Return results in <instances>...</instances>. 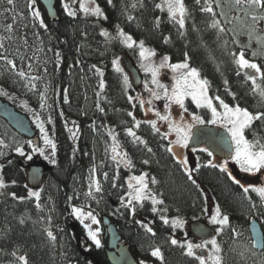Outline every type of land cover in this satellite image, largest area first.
<instances>
[{"label":"trees","instance_id":"16d2710c","mask_svg":"<svg viewBox=\"0 0 264 264\" xmlns=\"http://www.w3.org/2000/svg\"><path fill=\"white\" fill-rule=\"evenodd\" d=\"M96 2L107 16L106 20L79 10L75 17L69 16L58 4L57 21L50 20V26L37 28L44 50L50 52L51 58L48 65L52 85L50 102L58 159L51 165L48 181L35 190L25 183V168L20 164V156L9 155L0 163V176L6 184L0 188V264H20L18 257L21 255L27 257L28 264H110L107 237H104L105 245L97 248L87 238L83 227L78 225L72 229L70 212L74 203L95 209L102 223L109 217L137 259L144 258L152 264H199L195 257L186 255L182 242L171 244L175 235L183 236L186 232L184 228L173 227L171 221L205 219L203 188L210 191L223 215L229 217V223L222 226L216 237L221 249V264H264V250L254 246L249 232L252 219L259 220L264 230V200L251 191L246 196L227 173L221 172L219 167L208 166L209 161L217 165L225 161L209 156L208 151H202L205 147L195 149V163L191 169L187 165L196 181L192 183L185 166L167 151L169 141L174 140L170 133L166 139L163 137L169 131L162 129L157 121L160 132H154L144 123L148 119L139 103L134 100L136 107L133 108L128 101V96L136 97L135 90L132 86L125 87L124 73L117 72L112 63L127 50L126 47L118 38H106L101 32L107 30L111 37H116L118 28L122 29L135 41L143 40L146 46L169 57L173 64L185 61L187 54L191 66L209 81L210 96L218 95L225 103L238 104L253 114L264 112V99L253 93L251 82L242 72L239 76L236 74L238 68L231 53L238 54L244 45L227 26L222 25L225 32L211 28L212 16L201 12L202 5H197L195 0H185L190 15L183 30L169 20L166 11L155 7L161 0ZM216 13V18L222 22L219 12ZM129 16L133 19L129 20ZM6 26L5 15L0 12V38L6 35ZM9 45L12 52L8 55L15 59L22 48L10 42ZM0 53L3 52L0 50ZM6 66L0 60V73ZM97 68L103 72V77L97 74ZM101 79L105 84L103 90L99 87ZM186 107L194 114L200 111L190 100ZM129 111L141 121L134 131L147 146L134 143L127 135L125 129L133 126L132 118L127 115ZM201 112L204 120H209L205 110ZM77 128L79 131L73 138L72 133ZM109 130L115 134L121 150L127 153L130 167L121 164L117 168L112 161ZM245 136L249 140H264V120L255 121L245 130ZM93 167L102 191L88 196ZM230 172L247 185L245 173ZM143 173L147 174L151 193L163 204L155 205L157 211L154 213L151 200H145L142 206L135 204L133 215L122 203V198L126 203L130 178ZM153 178L156 183H152ZM30 191L39 192V200L29 196ZM161 216L167 217L169 223L165 224ZM144 222L149 223L147 226L155 235L146 230L141 224ZM49 231L54 240L47 235ZM155 248L162 251L163 261L151 255Z\"/></svg>","mask_w":264,"mask_h":264},{"label":"snow or ice","instance_id":"6c2138e0","mask_svg":"<svg viewBox=\"0 0 264 264\" xmlns=\"http://www.w3.org/2000/svg\"><path fill=\"white\" fill-rule=\"evenodd\" d=\"M13 0H8V3L11 4ZM79 3V11L83 12L85 15H92L97 18L107 19L104 11L100 7V5L96 2V0H73V3ZM37 0H29V8L32 9L33 16L36 19L40 20V25L46 28L44 25L43 19L41 18V13L39 9L35 7ZM108 3L111 4L112 0H108ZM197 5H202L200 7V11L203 13H208L212 16V21L210 23V27L217 29L218 32H225L226 29L221 25V21L216 18L217 13L214 10L215 7H220V0H195ZM235 4L237 6L243 5L244 7V15L249 16L251 20L258 24L260 21L264 20V0H235ZM133 8L136 7L135 4L132 5ZM157 9L161 11H166L167 16L171 22H174L178 25L179 29L183 30L186 25V20L188 19L190 13L189 9L186 6L185 0H161L160 3L155 5ZM64 10L67 12L69 16L75 17L77 15V11L70 8L67 3L63 4ZM253 10V11H249ZM220 15H224L223 12ZM129 20H132L133 17L129 16ZM159 24V18H157V25ZM11 26H9L10 30ZM256 29L253 28L249 31V44L247 47L251 46L252 34ZM101 35L110 38V39H119L126 47L132 49L135 47L139 48V57L141 61V67L145 71L146 74H150L151 76V84L154 86L152 88L148 87V83L145 82V88L150 94L151 99H144L140 96L132 97L128 96V101L132 104V107L135 108L136 104L133 101H137L141 109L145 110V113L152 112L160 121H164L168 125L169 132L163 134V137L166 139L169 133H175V140L169 141V147L167 151L172 153L173 156H177L179 164L185 166V171L189 172L188 178L192 180V183L195 184L196 181L192 178L190 174V170L187 168V160L180 159L178 154L174 150V146H178L180 148H185L188 146L189 140L192 138V127L194 124H212V125H220L223 127L228 137L230 138L231 144L230 147L232 149L231 159L235 162L236 165L239 166L240 170L244 173H248L250 175H255L257 173H262L264 170V140L254 138L249 140L245 136V130L250 128L252 124L257 120H264V112H257L253 114L247 108H241L238 104L235 106H230L225 103L223 99H221L218 95L212 97L209 95V81L206 78H201L200 71L195 67H190L187 62V54H185V62L182 63H169L170 58L165 56L161 59V61L156 64L153 62L152 57L155 56V52L145 47L144 41L141 40L137 43L133 37L129 34H126L122 29L118 28L116 37H111L110 33L107 30H103ZM183 35V32H181ZM165 42H167V38H165ZM238 43V41H234ZM257 43L264 45V37H257ZM4 45L0 43V49H3ZM59 54L57 53V56ZM234 59V63L236 64L238 71L237 76L244 73L245 79L251 82L252 91L254 94H258L262 99H264V70H262L261 66L249 59L245 58L244 47H241L239 53H231ZM252 56H256V52L252 53ZM0 60L6 62L7 65L11 66L13 70L16 71V74L22 79L26 78L31 86V88L35 89L36 85L32 83V81L36 80L37 77H29L23 71V69H17V65L13 60L8 59L7 55L0 53ZM113 67L117 72L122 73L123 69L120 67L118 59L113 60ZM95 67V66H93ZM164 68H169L173 75V83L169 85H165L159 79L160 70ZM96 72L99 76L103 77V72L100 69H96ZM260 81V82H258ZM123 82L125 87H130L128 83V76L124 75ZM227 84V81H225ZM99 87L101 90L104 89L105 84L101 79ZM6 94V93H0ZM233 98H235V95ZM99 95V93H97ZM191 97V100L195 103L197 108H205L211 113V119L205 121L199 115H193L192 121L193 124H185L183 114L180 115V121L177 122L172 119L171 113L167 110L170 108L172 104L178 105L179 108L183 109L184 112H187V108L185 107V99ZM164 99L166 101L164 105V109L166 110V114H161V111L156 109L153 106V100ZM41 104L40 107L44 108L46 96L44 93L40 94ZM218 101V105H215L213 101ZM145 105H148L145 108ZM99 108V104H97ZM100 111H103L101 108ZM129 117L133 120V126L125 129L127 135L132 138L134 143H141L147 146V142L144 141L140 136L137 135L134 129L139 128L141 125V121L138 120L135 114L132 111L127 113ZM34 122L36 126L39 128L41 133V138L43 139L44 145L50 149L48 155H45V148H41L38 145H34L31 140L26 143L32 147L33 153H39L41 156H45V159H49L50 157H54L56 154V143L52 138H50L48 134V130L44 126V121L40 118L39 114H36L34 117ZM48 123L51 124V117L48 118ZM151 126L154 132L159 133L160 129L157 127V120L149 119L144 121ZM79 129L72 133L73 138L76 137ZM109 136L112 137V145H111V159L117 165V168L121 164L125 167L131 166V161L128 159V155L126 152H123L120 148L119 142L116 139L115 134L109 130ZM227 143V141H224ZM3 141L0 140V145H3ZM149 152L152 151L151 148L147 149ZM15 151L24 156L25 152L22 146H18L15 148ZM107 151V149H106ZM202 151H208L207 149H202ZM208 155L211 156L212 153L208 152ZM27 159L31 160L32 155H27ZM51 162L53 164L56 163L55 159H52ZM145 164L148 163L147 160L144 161ZM208 166L211 167H219L221 172H225L228 174L230 180L236 185H239L243 193L247 196V194L251 192H255L262 200H264V186H256L254 184L244 185L241 183L239 179H237L229 170L227 166V160L224 164L217 165L212 163V161L208 162ZM2 167V166H0ZM92 172V180L89 184V192L88 196L93 195V187L96 193L102 191L101 184L99 180L95 179L96 169L93 167L91 169ZM105 179H107V173H104ZM147 174L143 173L140 176H133L130 178L128 182V199L126 203L123 201L125 207L129 208L131 213L134 215L136 211L135 204L143 205L145 200H151L152 202V211L155 213L157 208L155 205L163 204L162 200L156 198L149 189L148 182L146 180ZM115 180V177L113 178ZM14 183V182H13ZM152 183H156L155 179H152ZM6 187L4 179L0 176V188ZM113 187H116V184L113 183ZM15 198V193L12 194ZM29 196H35L37 200H39V192H29ZM94 198V197H93ZM19 199H24L20 197ZM71 199V197L69 198ZM248 199H251L248 196ZM135 202V203H134ZM39 207V204L37 205ZM71 214L80 221L81 224L84 225L88 238L95 244L97 248L101 246V241L99 240V228L93 229L92 225H97L100 221L97 219L96 215L92 211H85L83 207L72 206ZM162 221L165 224L169 223V220L165 216H161ZM85 221H90L91 223H85ZM138 223H140L138 221ZM173 227L180 226L181 222L178 219H174L172 222ZM210 223L214 225H220L221 227L217 228V234L222 230V226L227 225L229 223V217L227 215H222L220 208L217 206L215 210V214L211 216ZM146 230L149 233L155 235L153 229L144 225ZM47 235L51 239H55L53 233L49 231ZM179 241L176 239L171 240V244L177 245ZM211 245V250L208 252L207 256L198 255L196 253V249L205 250L208 249V246ZM181 247H186V255L190 257H195V259L199 262V264H221V257L219 255L221 249L217 243L215 238L210 240H204L202 243L194 244L192 242H187L186 245H181ZM13 256L16 255L15 252L12 253ZM151 255L159 258L163 261V256L159 248H155ZM20 264H28L27 257L21 255L18 257Z\"/></svg>","mask_w":264,"mask_h":264},{"label":"rangeland","instance_id":"374dc122","mask_svg":"<svg viewBox=\"0 0 264 264\" xmlns=\"http://www.w3.org/2000/svg\"><path fill=\"white\" fill-rule=\"evenodd\" d=\"M64 3H67L70 8L76 11L79 10L78 2L74 4L73 0H57V5L59 4V8L65 13L67 12L63 8ZM35 7L39 9L44 25H46V27L50 26V20L47 16L46 10L39 0H37ZM214 10L215 12L218 11L219 14L221 12L224 13V15L222 16L220 15L222 19L221 25L227 26L228 28H230V30H233L235 32L236 36L238 37L237 40L242 42V44L244 45L245 58L258 63L261 66L262 70H264V45L257 43V37H264V20L260 21L258 24L254 23L251 20L250 15L249 16L244 15L245 10H244L243 5L237 6L235 4V0H220V7H215L214 5ZM249 11L251 12L253 10H249ZM0 12L3 13V15H5V23L7 24L6 30H5L6 35L0 38L1 39L0 43L4 45L3 49H0L1 52H3L4 55H8L10 52H12L9 42L12 43V45L17 46L18 48L19 47L22 48V51L21 49L18 51L15 59H13L9 55H8V59L13 60L15 64L17 65V69H23V71H25L27 76L37 77L36 80L32 81V83L36 85V88L33 89L31 88L28 80L26 78L22 79L21 77H19L16 74V71L13 70L11 66L9 65H7L5 69L3 68V71L0 73V93H6V94H0V97L3 98L4 100L9 101L19 111L26 113L31 119L32 125L36 129L35 139L25 138L17 134L12 129L11 126L6 124L4 120L0 119V140L4 142L3 145H0V163H2V161L7 160L9 155H12V154L21 156L15 151V148L18 146H22L24 149L25 155L21 157H22V160L25 161V163H30L36 157L40 156L44 160H46L50 165H55L58 159L57 157L58 145H57V139H56V133H55L53 111L51 109V102H50V93H51L52 85L49 79L48 65L51 62V58H50V52L44 50L43 44L41 40L39 39L40 37L37 34V28L42 27L40 25V20L36 19L33 16L32 9L29 8V0H13L11 4L8 3V0H0ZM9 26H11L10 30H9ZM253 28H255L256 31L253 32L252 34L251 46L247 47V45L249 44L248 33ZM118 41L122 43L119 39ZM136 42L139 43L138 41ZM145 47L155 52V56L152 57V60L154 63L158 64L161 61V59L165 57V55L160 54L159 52L155 51L149 46L145 45ZM126 49L127 50L124 53L129 54L133 58L135 64L137 65V67L139 68L143 76L142 85L139 88H133L131 76L127 72V70L125 69L122 63V55L124 53L120 54V56L117 58L119 61L120 67L123 69L124 75L128 76V82L130 86H132V88L135 90L136 97L140 96L146 100L151 99L149 92L145 88V82L148 83V87L150 88L154 86L151 84L150 74H146L143 68L141 67V61L139 57V48L135 47V48L130 49L126 47ZM253 52H256L255 57L252 56ZM1 62H5V61L1 60ZM187 62L189 63L190 67H192L188 60ZM169 63H171L170 60H169ZM173 75L174 74L171 72L169 68H164L160 70L159 79L165 85L170 86L173 83ZM41 93H44V95L46 96V100H45L46 106L44 108L40 107V104H41L40 94ZM189 100L195 105V103L191 100V97H188L185 99V107H186L187 101ZM165 103L166 101L163 98L160 100H153V106L156 109L160 110L161 114H166V110L164 109ZM213 103L215 105H218V101L214 100ZM147 107L148 105H145V108ZM197 109L200 110L199 113L194 114L188 108H187V112H184L183 109L179 108L178 105L172 104L167 111L171 113L172 119L177 122L180 121V115L183 114L184 116L183 123L185 124H193V121H192L193 115H199L204 119L205 115L204 113L201 112L202 109L205 110L206 114L208 115V119H211L210 111H208L205 108H197ZM143 113L146 119L157 120L158 122L161 123L159 125L162 129L169 131L167 123L164 121H160L152 112L145 113V110L143 109ZM36 114H39L40 118L44 121V126L48 130V134L50 138H52L54 142L56 143V154L54 157H50L49 159H45V156H41L39 153H33L32 147L26 143L27 141L31 140L34 145H38L41 148H45V155H48V153L50 152V149L44 145L43 139L41 138L40 130L36 126V123L34 122V117ZM49 117H51V120H52L51 124L48 123ZM195 125L197 124H194V126ZM170 134L172 138L175 140L176 138L175 133H170ZM174 149L180 159L187 160L188 162L187 165L191 169V166L193 165V163H195V156L193 155L194 150L189 148V142H188V146L185 148L174 146ZM29 154L32 155L31 160L27 159V155ZM52 159H55L56 161L55 164L51 162ZM227 160L229 161V163H227L228 170L230 171L232 170L233 172L235 171L237 175L244 173L240 170L239 166L236 165L235 162L231 158ZM224 161L226 160H221V162H224ZM221 164H224V163H221ZM245 174L247 175V179H245V181L247 182V185L254 184L256 186H264V170H262V173L255 174L257 177H255V175H250L248 173H245ZM94 178L98 180L96 176ZM146 180H147V177H146ZM47 181H48V177H46V182ZM203 189H204L205 197H206V216H205V219L203 220L211 224L210 223L211 216L215 214V210L218 204L216 203L214 197L211 195L210 191L206 188H203ZM95 193L96 192L94 191V187H93V195ZM127 199H128V196H127ZM72 206L83 207L85 210L93 211L97 214L100 220V225H101L102 232H103V242H104V226L101 221V217L99 213L95 209H91L89 207L84 206V204L82 203H74L72 204ZM221 214L223 215L222 212ZM178 220L181 222V224L180 226L176 228H179V227L184 228V230L186 231L183 236L175 235L178 241L182 242L184 245H186L187 242H192L194 244L202 243V240L198 239L197 237L189 233L188 231L189 222H185L183 219H179V218ZM74 221H77L75 217L71 219V222H74ZM77 222L81 224L80 221H77ZM141 224L148 225L149 223L144 222ZM211 225H214V224H211ZM214 226L216 227V229L218 227H221L220 225H214ZM86 236H87V233H86ZM210 250H211V245L208 246V249H205L206 256ZM195 251L198 255H201L200 249H196ZM138 260H139V264H152L150 261L144 258H139Z\"/></svg>","mask_w":264,"mask_h":264},{"label":"water","instance_id":"95a60500","mask_svg":"<svg viewBox=\"0 0 264 264\" xmlns=\"http://www.w3.org/2000/svg\"><path fill=\"white\" fill-rule=\"evenodd\" d=\"M46 10L48 18L56 22L58 19L57 0H39ZM122 63L131 76L133 88H139L143 82V76L135 64L133 58L124 53ZM0 117L3 118L17 133L35 139L36 129L32 125L29 116L19 111L9 101L0 97ZM224 141H227L225 143ZM231 141L226 130L220 125L198 124L192 129V138L189 141V148L197 149L205 147L213 156L227 160L231 158ZM51 165L42 157H36L29 165L26 172V184L30 188H41L45 183ZM79 223L71 222L72 229H76ZM105 226V237L107 243V257L110 264H139V260L131 252L129 245L123 240L122 234L116 224L109 217L103 220ZM84 227V225L82 224ZM251 238L258 250H264V230L259 220L252 219L249 224ZM188 231L200 240H209L216 236L215 228L202 219L192 220L188 223ZM103 243L101 246H104ZM206 255L205 250L200 251Z\"/></svg>","mask_w":264,"mask_h":264},{"label":"bare ground","instance_id":"6f19581e","mask_svg":"<svg viewBox=\"0 0 264 264\" xmlns=\"http://www.w3.org/2000/svg\"><path fill=\"white\" fill-rule=\"evenodd\" d=\"M76 207H79V206H76ZM84 210H85V209H84ZM85 211H89V210H85ZM92 212H93V211H92ZM93 213H94V215H96L97 219L99 220L97 214H96L95 212H93ZM99 221H100V220H99ZM85 223L90 224L91 222H90V221H85ZM92 228H93V229L99 228L100 231H99V236H98V238H99V240L101 241V245H102V243H103V232H102V228H101L100 223L97 224V225H92Z\"/></svg>","mask_w":264,"mask_h":264},{"label":"flooded vegetation","instance_id":"af4514ba","mask_svg":"<svg viewBox=\"0 0 264 264\" xmlns=\"http://www.w3.org/2000/svg\"><path fill=\"white\" fill-rule=\"evenodd\" d=\"M19 159H20L21 166H23L25 168V177H26V172H27V169H28V167H29V165H30L31 162L30 163H25V161L22 160V157L21 156L19 157Z\"/></svg>","mask_w":264,"mask_h":264}]
</instances>
